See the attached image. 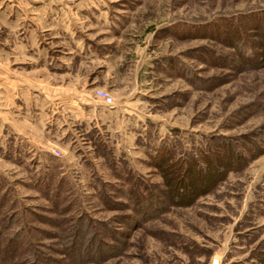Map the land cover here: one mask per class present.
<instances>
[{"label":"rangeland","instance_id":"1","mask_svg":"<svg viewBox=\"0 0 264 264\" xmlns=\"http://www.w3.org/2000/svg\"><path fill=\"white\" fill-rule=\"evenodd\" d=\"M216 260L264 264V0H0V264Z\"/></svg>","mask_w":264,"mask_h":264},{"label":"built area","instance_id":"2","mask_svg":"<svg viewBox=\"0 0 264 264\" xmlns=\"http://www.w3.org/2000/svg\"><path fill=\"white\" fill-rule=\"evenodd\" d=\"M96 98L101 100L105 105L109 106V107H113L115 104V100L113 98V96H111V94L107 91L104 90H100L96 92ZM219 261H215V264H218Z\"/></svg>","mask_w":264,"mask_h":264},{"label":"crops","instance_id":"3","mask_svg":"<svg viewBox=\"0 0 264 264\" xmlns=\"http://www.w3.org/2000/svg\"><path fill=\"white\" fill-rule=\"evenodd\" d=\"M98 102H99V101H98ZM102 105H103L104 107H106V108H109V109L111 108V109H112V107H109V106L105 105L104 103H102ZM109 109H106V111L109 110Z\"/></svg>","mask_w":264,"mask_h":264}]
</instances>
